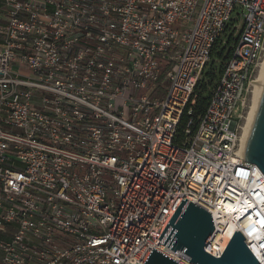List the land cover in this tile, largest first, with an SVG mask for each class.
Instances as JSON below:
<instances>
[{"label": "built area", "instance_id": "2783aa9c", "mask_svg": "<svg viewBox=\"0 0 264 264\" xmlns=\"http://www.w3.org/2000/svg\"><path fill=\"white\" fill-rule=\"evenodd\" d=\"M0 4V264H144L173 250L159 237L186 199L212 214L211 255L232 230L264 257V173L241 150L264 0ZM242 16L205 111L177 141ZM228 203L242 214L220 212Z\"/></svg>", "mask_w": 264, "mask_h": 264}, {"label": "water", "instance_id": "95a60500", "mask_svg": "<svg viewBox=\"0 0 264 264\" xmlns=\"http://www.w3.org/2000/svg\"><path fill=\"white\" fill-rule=\"evenodd\" d=\"M245 160L257 164L264 173V89L247 141ZM214 230L212 214L186 199L181 201L159 239L174 251L185 252L191 264H261L240 231H235L220 257L211 255L205 246ZM144 264L181 263L153 248Z\"/></svg>", "mask_w": 264, "mask_h": 264}, {"label": "bare ground", "instance_id": "6f19581e", "mask_svg": "<svg viewBox=\"0 0 264 264\" xmlns=\"http://www.w3.org/2000/svg\"><path fill=\"white\" fill-rule=\"evenodd\" d=\"M263 89H264V58L260 64L257 78L253 84L252 93H251V102H250V106H249V109H248V112L245 118V122L243 125V131H242V136H241V150L244 154L246 150L247 141H248V138H249V135H250V132H251L254 120H255L258 105L261 100ZM219 210L220 212H224L225 214H228L229 216H232V214L240 216L242 214V210L237 212L238 209L233 203H228L227 205H221V208ZM232 236H233V231L230 230L222 238V241L220 242L222 244H220L219 246L216 245L218 246L216 247L218 249L217 251L218 253L224 250L225 246L229 243ZM251 249L253 250L252 251L253 254L257 256L258 260L262 264H264V257L262 256V254H260L261 251L257 247H253ZM162 250H164L171 256H176L175 254L176 252L173 250H167V248L165 247H162Z\"/></svg>", "mask_w": 264, "mask_h": 264}, {"label": "rangeland", "instance_id": "374dc122", "mask_svg": "<svg viewBox=\"0 0 264 264\" xmlns=\"http://www.w3.org/2000/svg\"><path fill=\"white\" fill-rule=\"evenodd\" d=\"M239 12L240 10L235 11L231 16V20L237 18ZM244 21V17L242 16L240 20L238 19V21H236L235 26H231L232 22L228 24V27L222 36V40L224 41V43H219L216 52H214V54L211 56V59L204 70L202 82L211 78L213 73H217V75L220 77L223 61L228 57L231 47L234 43V39H236L242 31L244 27ZM221 52H223L222 55ZM219 77L215 79L216 83Z\"/></svg>", "mask_w": 264, "mask_h": 264}, {"label": "trees", "instance_id": "16d2710c", "mask_svg": "<svg viewBox=\"0 0 264 264\" xmlns=\"http://www.w3.org/2000/svg\"><path fill=\"white\" fill-rule=\"evenodd\" d=\"M219 43H221V40H219V42H217V44L215 45L214 50L212 52V55L214 54V52H216ZM222 54H223V52H221V55ZM221 71H222V69H221ZM217 77H219L217 75V73H213L211 78L205 80L204 82H202V80H201L197 84L196 89H195V93H194L195 104L193 107V112L191 114L186 112L183 115V118L181 120V123L179 125V129H178L179 134L177 137V141H180L184 137V128H185V125H186L187 121L189 120V118L193 117V119L196 122L198 119V116L203 114V112L205 111V109L209 103V100L211 98L212 91L217 84L215 81V79H217ZM218 80H219V78H218Z\"/></svg>", "mask_w": 264, "mask_h": 264}, {"label": "crops", "instance_id": "0c3cea01", "mask_svg": "<svg viewBox=\"0 0 264 264\" xmlns=\"http://www.w3.org/2000/svg\"><path fill=\"white\" fill-rule=\"evenodd\" d=\"M5 18H6V15H5V13H4V11H3V8H2V6H1V4H0V21H1V22L4 21Z\"/></svg>", "mask_w": 264, "mask_h": 264}]
</instances>
